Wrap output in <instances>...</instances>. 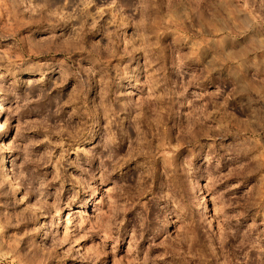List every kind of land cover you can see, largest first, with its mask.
Listing matches in <instances>:
<instances>
[{
    "label": "rangeland",
    "instance_id": "obj_1",
    "mask_svg": "<svg viewBox=\"0 0 264 264\" xmlns=\"http://www.w3.org/2000/svg\"><path fill=\"white\" fill-rule=\"evenodd\" d=\"M0 100V264H264V0H0Z\"/></svg>",
    "mask_w": 264,
    "mask_h": 264
},
{
    "label": "bare ground",
    "instance_id": "obj_2",
    "mask_svg": "<svg viewBox=\"0 0 264 264\" xmlns=\"http://www.w3.org/2000/svg\"><path fill=\"white\" fill-rule=\"evenodd\" d=\"M2 100H3V99H2ZM0 101H1V100H0ZM1 104H2V103H1ZM1 110H2V109H1ZM1 112H2V111H1ZM2 113H3V112H2ZM0 114H1V113H0ZM2 116H3V115H2ZM1 126H2V125H1ZM5 127H6V126H4V128H5ZM8 127H9V126H8ZM8 127H6V128H8ZM2 129H3V128H2ZM9 129H10V128H9ZM6 131H7V130H6ZM0 132H1V131H0ZM8 132H9V131H8ZM0 134H1V133H0ZM2 134H3V132H2ZM0 165H2V164H0ZM5 165H6V164H5ZM7 165H8V164H7ZM7 165H6V166H7ZM7 168H8V167H7ZM1 169H2V168H1ZM5 170H6V169H5ZM198 180H199V179L195 180V182H196V181L198 182ZM195 182H193V183L195 184ZM200 183H201V182H200ZM194 184H193V186H195ZM198 184H199V183H196L197 186H199ZM193 186H192V187H193ZM197 186H196V187H197ZM194 188H195V187H194ZM194 188H193V189H194ZM199 188H200V186H199ZM202 188H203V187H202ZM202 188H201V190H202V192H204ZM196 189H197V188H196ZM196 189H194L193 191H195ZM197 190L199 191V189H197ZM200 192H201V191H200ZM194 193H195V192H194ZM198 195H199V194H198ZM198 195H197V197H198ZM200 195H201V194H200ZM200 195H199V196H200ZM194 196H195V194H194ZM194 196H193V198H194ZM195 198H196V197H195ZM198 198H200V197H198ZM196 199H197V198H196ZM201 199H202V198H201ZM203 199H204V198H203ZM197 200H198V199H197ZM205 200H206V199H205ZM195 201H196V200H195ZM199 201H200V200H199ZM196 202H197V201H196ZM201 202H202V200H201ZM203 202H204V200H203ZM199 203H200V202H199ZM200 204H201V203H200ZM200 204H199V205H200ZM201 206H202V205H201ZM203 206H204V204H203ZM205 206H206V205H205ZM206 208H207V207H205V209H206ZM207 210H208V208H207ZM204 211H206V210H204ZM207 213H208V212H207ZM204 214H205V213H204ZM208 214H209V213H208ZM208 214H207V216H208Z\"/></svg>",
    "mask_w": 264,
    "mask_h": 264
}]
</instances>
